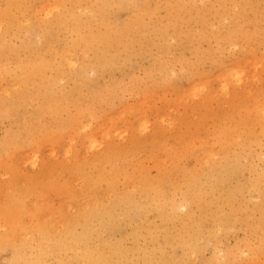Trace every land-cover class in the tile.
Here are the masks:
<instances>
[{"label": "rangeland", "instance_id": "374dc122", "mask_svg": "<svg viewBox=\"0 0 264 264\" xmlns=\"http://www.w3.org/2000/svg\"><path fill=\"white\" fill-rule=\"evenodd\" d=\"M217 1L0 0V242L37 252L42 231L84 232L74 219L98 201L109 240L155 262L264 264V0ZM164 196L199 223L185 246L169 205L158 217Z\"/></svg>", "mask_w": 264, "mask_h": 264}, {"label": "bare ground", "instance_id": "6f19581e", "mask_svg": "<svg viewBox=\"0 0 264 264\" xmlns=\"http://www.w3.org/2000/svg\"><path fill=\"white\" fill-rule=\"evenodd\" d=\"M182 1V0H181ZM218 1H221V0H218ZM217 1V3H219ZM230 1H232V5L233 6H235L234 4L236 3L235 2V0H230ZM237 2H241V0H236ZM9 2V1H8ZM11 2V1H10ZM17 2H18V0H17ZM26 2V1H25ZM193 2V1H192ZM19 3V2H18ZM24 3V2H23ZM23 3H21V4H23ZM178 3V2H177ZM29 4V3H28ZM180 4V3H179ZM184 4V3H183ZM182 4V5H183ZM220 4H221V2H220ZM251 4H253L254 5V3H251ZM260 4V2L258 3V5ZM162 5V4H161ZM212 5V4H211ZM227 5V4H226ZM229 5V7H230V4H228ZM231 5V6H232ZM245 5V4H244ZM12 6V5H11ZM21 6H23V5H21ZM25 6V5H24ZM26 6H28V5H26ZM179 6H181V5H179ZM212 6H214L215 7V5L213 4ZM211 6V7H212ZM236 6H237V9H238V5L236 4ZM242 6V5H241ZM29 7V6H28ZM187 7V6H186ZM222 7H224V6H222ZM242 7H244V6H242ZM217 8V7H216ZM216 8H215V13H217L216 12ZM226 8V7H225ZM225 8H222V9H225ZM246 8V7H245ZM54 9V8H53ZM205 9V8H204ZM218 9V8H217ZM221 9V8H220ZM244 9V8H243ZM49 10V9H48ZM51 10V9H50ZM59 10V9H58ZM77 10V9H76ZM198 10V9H197ZM201 10L203 11V8H201ZM206 10V9H205ZM227 10V9H226ZM230 10H232L231 9V7H230ZM229 10V11H230ZM235 10V9H234ZM233 10V11H234ZM47 11V10H46ZM54 11V10H53ZM74 11H75V9H74ZM187 11V10H186ZM207 11V10H206ZM209 11H212V9L210 10L209 9ZM208 11V12H209ZM220 11V10H219ZM239 11V10H238ZM246 11V10H245ZM24 12H25V10H24ZM44 12V11H43ZM48 12V11H47ZM76 12V11H75ZM171 12V11H170ZM179 12V11H178ZM196 12H201L200 11V9H199V11H196ZM204 12V11H203ZM203 12H201V13H203ZM221 12V11H220ZM46 13V12H45ZM50 13V12H49ZM77 13V12H76ZM234 13H236V12H234ZM192 14V13H191ZM194 14V13H193ZM198 14H200V13H198ZM221 14H223L222 12H221ZM203 15H205V14H203ZM214 16H218V15H215V14H213ZM226 15V14H225ZM233 15V14H232ZM231 15V16H232ZM250 15V14H249ZM88 16V15H87ZM198 16V15H197ZM222 16V15H221ZM236 16V15H235ZM238 16V15H237ZM138 17V16H137ZM199 17H201V16H199ZM203 17H205V16H203ZM100 18V17H99ZM217 18V17H216ZM224 17H222V19H223ZM197 19H199V18H197ZM203 19V18H202ZM64 20V19H63ZM182 20V19H181ZM208 20V19H207ZM211 20V19H210ZM5 21V20H4ZM51 21H52V19H51ZM130 22L131 21H133V20H129ZM220 21H221V19H220ZM219 21V22H220ZM52 22H54V21H52ZM204 22V21H203ZM226 22V21H225ZM234 22H235V20H234ZM202 23V22H201ZM200 23V24H201ZM230 23V22H229ZM134 24V23H133ZM200 26V25H199ZM24 27V26H23ZM31 27V26H30ZM228 27H230V26H228ZM14 28V27H13ZM27 28V27H26ZM24 29V28H23ZM28 29V28H27ZM50 29V28H49ZM202 29V28H201ZM37 30L39 31V29L37 28ZM83 30H85V29H83ZM228 30V29H227ZM1 31V30H0ZM21 31V30H20ZM81 31V30H80ZM93 31V30H92ZM216 31V30H215ZM230 31V30H229ZM235 31H237V30H235ZM22 32H23V30H22ZM225 32H227L226 30H225ZM29 33V32H28ZM81 33V32H80ZM234 33V32H233ZM34 34H36V33H34ZM37 34H39V33H37ZM46 34V33H45ZM49 34V33H48ZM90 34V33H89ZM95 34V33H94ZM213 34H214V32H213ZM230 34H231V32H230ZM247 34V33H246ZM26 35H27V33H26ZM97 35V34H96ZM190 35V34H189ZM28 36V35H27ZM45 36V35H44ZM98 36V35H97ZM232 36V35H231ZM34 37V36H33ZM47 37V36H46ZM232 37H234V36H232ZM232 37L230 38V40L228 41V42H230L231 41V39H232ZM105 38V37H104ZM107 38V37H106ZM206 38V37H205ZM35 39V38H34ZM223 40V39H222ZM83 41V40H82ZM226 41V40H225ZM226 41V42H227ZM61 42V41H60ZM143 42V41H142ZM77 43V42H76ZM75 43V44H76ZM77 44H79V42L77 43ZM22 45V44H21ZM143 45V44H142ZM230 45V44H229ZM80 46H81V42H80ZM85 46H83L82 48H84ZM90 47V46H89ZM88 47V48H89ZM222 47V46H221ZM79 48V47H78ZM223 48V47H222ZM70 49V48H69ZM226 49H228V48H226ZM78 50V49H77ZM76 50V51H77ZM81 51H82V49H80ZM84 50V49H83ZM16 52V51H15ZM84 54V51L82 52V55ZM97 54H98V52H97ZM216 54V53H215ZM81 55V56H82ZM68 56V55H67ZM84 57H85V55H83ZM2 57V56H1ZM47 57V56H46ZM66 57V56H65ZM69 57H71V56H68V58ZM76 58V57H75ZM35 59V58H34ZM40 59V58H39ZM38 59V60H39ZM67 59V58H66ZM70 59V58H69ZM36 60H37V57H36ZM48 60V59H47ZM69 61V60H68ZM84 60H82V62H83ZM86 61V60H85ZM39 62V61H38ZM90 62V61H89ZM34 63V62H33ZM253 63H254V59H253ZM41 64V63H40ZM83 64V63H82ZM14 65V64H13ZM21 65V64H20ZM24 65V64H23ZM65 65V64H64ZM19 66V65H18ZM29 66V65H28ZM52 66V65H51ZM83 66V65H82ZM104 66V65H103ZM91 67V66H90ZM19 68V67H18ZM261 70V69H260ZM29 71H30V69H29ZM38 71V70H37ZM48 71V70H47ZM27 72V71H26ZM79 72V71H78ZM236 72H237V70H236ZM65 73V72H64ZM240 72H238V75L240 76V74H239ZM251 73V72H250ZM248 73H246V75H247ZM57 75V74H56ZM226 75V74H225ZM232 75H233V77H235V78H238V77H236V76H238L236 73L234 74V72L232 73ZM243 75V74H242ZM240 76L239 78H241V77H243V76ZM250 75H252V74H250ZM48 76V75H47ZM55 76V75H54ZM60 76V75H59ZM89 76V75H88ZM224 76V75H223ZM57 77V76H56ZM231 77V75L229 76V78ZM246 77V76H245ZM245 77H243V78H245ZM27 78V77H26ZM218 78V77H217ZM226 78V80H228V77H225ZM232 78V77H231ZM23 79V78H22ZM44 80V79H43ZM81 80V79H80ZM245 80V79H244ZM28 81V80H27ZM40 81V80H39ZM229 81V80H228ZM230 81H231V79H230ZM254 82V81H253ZM236 83V82H235ZM242 84V83H241ZM251 84V83H250ZM226 85V84H225ZM3 86V85H2ZM2 86H1V88H2ZM205 86V85H204ZM27 87V86H26ZM193 87V86H192ZM227 87V86H226ZM235 87V86H234ZM238 87V86H237ZM251 87V86H250ZM61 88V87H60ZM42 89V88H41ZM54 89V88H53ZM232 89H234V88H232ZM207 90V89H206ZM228 90V89H227ZM197 91V90H196ZM231 91V90H230ZM198 92V91H197ZM234 92H236V91H234ZM206 94V93H205ZM46 95V94H45ZM44 95V96H45ZM71 96V95H70ZM81 96V95H80ZM46 98V97H45ZM203 98V97H202ZM38 99V98H37ZM44 99V98H43ZM15 100V99H14ZM35 100V99H34ZM72 101V100H71ZM46 102V101H45ZM112 102V101H111ZM74 103V102H73ZM25 107V106H24ZM254 107V106H253ZM23 108V107H22ZM262 108H264V107H262ZM258 109V108H257ZM76 110V109H75ZM27 111V110H26ZM254 116V115H253ZM45 117V116H44ZM7 118V117H6ZM20 123V122H19ZM60 124H62V123H60ZM56 125V124H55ZM135 126V125H134ZM240 127V126H239ZM144 128V127H143ZM168 128V127H167ZM261 128V127H260ZM262 129V128H261ZM244 130V129H243ZM21 133V132H20ZM49 133V132H48ZM231 134V133H230ZM234 134V133H233ZM226 136V135H225ZM218 137V136H217ZM226 138H228L229 139V135L228 136H226ZM257 138V137H256ZM218 139V138H217ZM227 139V140H228ZM191 140V139H190ZM226 140V141H227ZM204 141H207V140H204ZM212 141V140H211ZM224 142V141H223ZM219 143V142H218ZM222 143V142H221ZM225 143V142H224ZM234 144V143H233ZM223 145V144H222ZM230 147V146H229ZM228 147V148H229ZM222 148V147H221ZM224 148V147H223ZM222 148V149H223ZM237 148V147H236ZM202 151V150H201ZM234 151V150H233ZM221 151H219V153H220ZM228 153H230V150H229V152ZM232 154V153H231ZM208 155V154H207ZM211 155V154H210ZM220 155V154H219ZM230 155V154H229ZM233 155V154H232ZM239 155V154H238ZM238 155H234V156H238ZM103 156V155H102ZM217 156V155H216ZM202 157V156H201ZM206 157V156H205ZM29 158V157H28ZM199 158V157H198ZM30 159H32V158H30ZM29 159V160H30ZM209 159H210V157H209ZM209 159H208V161H209ZM214 159V158H213ZM231 159V158H230ZM229 159V160H230ZM237 159V158H236ZM28 160V161H29ZM31 161V160H30ZM107 162H109V161H107ZM207 162V161H206ZM215 162V161H214ZM232 162V161H231ZM236 162V161H235ZM91 163V162H90ZM222 163V162H221ZM92 164H94V163H92ZM200 164V163H199ZM204 164V163H203ZM210 164V163H209ZM231 164V163H230ZM237 164V163H236ZM24 165V164H23ZM223 165H225V163H223ZM88 166V165H87ZM232 166V165H231ZM234 166H237V165H234ZM113 167H114V165H113ZM227 167H228V165H227ZM239 167V166H238ZM225 169V168H224ZM229 169V168H228ZM231 169H232V167H231ZM230 169V170H231ZM88 171V170H87ZM100 171V170H99ZM207 171V170H206ZM101 172V171H100ZM100 172H98V173H100ZM211 171H209V173H210ZM228 172H230V171H228ZM20 173V172H19ZM97 173V174H98ZM188 173V172H187ZM194 172H192L191 174H193ZM207 173V172H206ZM84 174H87V172L85 173L84 172ZM96 174V175H97ZM90 175V174H89ZM95 175V176H96ZM207 175H209L208 173H207ZM82 176V175H81ZM91 176H92V174H91ZM26 177V176H25ZM97 177V176H96ZM96 177H94V179H96ZM93 178V177H92ZM196 178V177H195ZM25 179V178H24ZM104 179V178H103ZM134 180H136L135 178H134ZM140 181H142L143 182V180L142 179H140ZM163 182H164V180H162ZM141 182V183H142ZM144 182H146V181H144ZM196 182V181H195ZM208 182V181H207ZM160 183V182H159ZM198 183V182H197ZM86 184H90L89 182H87ZM138 185L140 184V183H137ZM136 184V185H137ZM137 185V186H138ZM141 186L142 185H147V184H140ZM153 185V184H152ZM160 185H162V184H160ZM261 185V184H260ZM76 186V185H75ZM86 186V185H85ZM97 186V185H96ZM165 186V185H164ZM200 186V185H199ZM238 186V185H237ZM87 187V186H86ZM155 187V186H154ZM194 187H195V185H194ZM207 188V187H206ZM211 188V187H210ZM148 189V194H147V199L149 200V201H153V200H155V198H157V197H154L155 195L157 196H161L160 195V193H159V191H158V189H152V187L151 188H147ZM160 189V191L163 189L164 190V187H162V189L161 188H159ZM174 189V188H173ZM202 189V188H201ZM224 190H225V188H223ZM110 190V189H109ZM144 190V189H143ZM176 190V189H175ZM113 191V190H112ZM188 191V190H187ZM190 191V190H189ZM188 191V192H189ZM194 191V190H193ZM198 191V190H197ZM196 191V192H197ZM200 191V190H199ZM205 191V190H204ZM111 192V191H110ZM116 192V191H115ZM145 192V191H144ZM174 192V191H173ZM177 192V191H176ZM6 194V193H5ZM4 194V195H5ZM100 194V193H99ZM120 194V193H119ZM262 194H264V193H262ZM87 195H89V194H87ZM90 195H91V193H90ZM109 195V194H108ZM191 195V194H190ZM247 195V194H246ZM166 196V195H165ZM165 196H164V198L163 197H161V198H159V200H163V199H165L164 200V202L165 203H161V206H157V204H156V206L158 207V211H156V212H158V217H159V215L161 216V217H164V215H165V210H164V208L162 207V206H166V205H169V208L171 209L170 210V216H171V218L172 217H175L176 215L178 216L177 217V219L176 220H178V224H179V226H181L180 228L182 229L181 231H177L175 234H176V236H174V237H180L179 238V240H177L178 241V243L176 242V244L177 245H182V246H185V245H183V244H186L187 243V241L189 240V238L187 239L186 237H185V234L186 235H192V234H197V232H198V230L200 229V226H198V222H194V223H192L191 222V225H192V227H191V225H189L190 224V221L189 220H187V219H185L184 217H185V215L184 216H179V214L177 213H175L176 212V207L175 206H179L180 204H178V203H176V200L175 199H172L171 197H170V199L168 198V197H166V198H168L167 200H166V198H165ZM168 196V195H167ZM192 196V195H191ZM202 196H204V194H202ZM207 196V195H206ZM17 197H18V195H17ZM114 197V196H113ZM8 199V198H7ZM87 199H88V196H87ZM92 199H94V197L92 196ZM101 199V198H100ZM108 199V198H107ZM194 199V198H193ZM85 200V199H84ZM90 200H91V198H90ZM86 201V202H88V204L87 205H89L90 203L89 202H91V201ZM102 200H105V199H103L102 198ZM146 200V199H145ZM93 201V200H92ZM148 201V202H149ZM157 201V200H156ZM105 202V201H104ZM106 202H107V200H106ZM168 202V203H167ZM187 202H188V200H187ZM220 202H221V204L223 205V204H227V203H230L231 204V202H232V194L231 193H228V194H224L223 196H221V199H220ZM249 202V201H248ZM85 203V202H84ZM131 203V202H130ZM133 203V202H132ZM206 203V202H205ZM204 203V204H205ZM24 204V203H23ZM67 204V203H66ZM114 204H116V203H114ZM153 204V203H152ZM166 204V205H165ZM181 204L182 205H184V206H186L185 204H184V202H181ZM189 204V203H188ZM203 204V205H204ZM209 204V203H208ZM191 205H193V204H191ZM198 205H202V203H201V201H200V203L198 204ZM228 205V204H227ZM69 206V205H68ZM90 206V205H89ZM110 206H111V204L110 203H107V204H102V203H100V202H98V201H94L93 202V208L91 207L88 211H86L85 210V208L87 207V206H85L84 205V210L85 211H83L82 213H80V214H78L77 216H76V218L74 219V223H77V222H79V223H81V224H83L85 227H83V229L82 230H85L84 232H82V233H80V234H78V233H75V231H73V230H76V228L75 229H72L71 228V225H70V228L66 231V233H64V235L63 236H59L58 234H55V235H52V234H50L49 232L47 233L46 231H42L41 233H39V236H40V241H41V244L42 245H44V246H42L39 250H37V252H36V250L33 248V245L30 243V242H28V241H23L22 239H17V238H15V237H13L12 235H10V236H8V237H6V238H4L1 242H0V257L4 254V253H6L7 251L8 252H10L11 253V256H10V253H9V257H8V259L6 258L5 260H3V258L1 259L0 258V264H127L128 262H130V258H132L131 257V254H132V256H134V255H136L137 256V258H139L138 260H139V262L138 263H135V264H170V262H173L174 260L172 259V257H165V259H164V261H163V263H160V261L159 262H155L154 261V258H153V255H154V251H151V250H147V249H144V248H140V247H137V246H133V247H130V248H127V247H125V245H124V243L121 241V240H119L118 242H116L115 244H113L110 240H109V237L107 236V233H109V229L111 228L110 227V225H113V226H115V225H117V223H115V225H114V217L115 216H111L110 217V215H109V217H105V218H107L106 220H107V224L109 223L108 221H110V225H107L106 223H105V221L103 220V216H102V214H100V212H99V210H98V208H103V209H105L104 211L105 212H107L108 213V210H109V208H110ZM133 206V205H132ZM137 206V205H136ZM152 206V205H151ZM229 206V205H228ZM7 208H8V206H6ZM114 207V206H113ZM117 207H120L119 205H117ZM156 207V208H157ZM189 207V206H188ZM199 207V206H198ZM204 207V206H203ZM223 207H224V205H223ZM143 208V207H142ZM148 208V206H146V209ZM154 208V207H153ZM152 208V209H153ZM179 208V207H178ZM185 208V207H184ZM196 208H197V206H196ZM149 209H151L150 207H149ZM166 209V208H165ZM190 209V208H189ZM188 209V210H189ZM217 210H216V212H213V213H215V215H214V217H215V222H217L218 223V226L220 227V225H222L221 224V219L219 220L218 218H217V214L220 212V210H221V207H219V208H216ZM220 209V210H219ZM112 210H114V209H112ZM117 210H119V209H117ZM122 210V209H121ZM124 210V209H123ZM157 210V209H156ZM167 210V209H166ZM181 210V209H180ZM191 210H194V209H191ZM214 210V209H213ZM33 211V210H32ZM77 211H79V210H77ZM143 211V210H142ZM175 211V212H174ZM246 211V210H245ZM115 212H117V211H115ZM169 212V211H168ZM226 212V211H225ZM234 212V211H233ZM77 213V212H76ZM114 213V212H113ZM119 213V212H118ZM138 213V212H137ZM186 213H188V211L186 212ZM201 213H203V212H201ZM22 214V213H21ZM143 214V213H142ZM168 215H169V213H167ZM174 214H176L175 216H174ZM36 215V214H35ZM124 215H126V213L125 214H123V216ZM173 215V216H172ZM187 215V214H186ZM198 215V214H197ZM213 215V214H212ZM50 216V215H49ZM70 216V215H69ZM167 216V215H166ZM170 216H168L169 218H170ZM188 218H190V217H192L191 216V213L189 212L188 213ZM16 218V217H15ZM128 218V217H127ZM166 218V217H165ZM221 218V217H220ZM45 219V218H44ZM64 219H66V218H64ZM117 219V218H116ZM135 219V218H134ZM175 219V218H174ZM174 219H173V222H174ZM195 219V218H194ZM200 218H199V216H198V220H199ZM217 219L219 220V221H217ZM5 220H7V218L5 219ZM4 220V221H5ZM17 220V219H16ZM164 220H166V219H164ZM186 220V221H185ZM193 220V219H192ZM116 221V220H115ZM167 221H169V220H167ZM172 221V220H171ZM16 222H18V220L16 221ZM40 223V222H39ZM51 223V222H50ZM165 223H167V222H165ZM52 224V223H51ZM150 224V223H149ZM176 224V223H175ZM48 225V224H47ZM189 225V226H188ZM56 226H57V224H56ZM55 226V227H56ZM60 226V225H59ZM173 226V225H172ZM233 226V225H232ZM116 227V226H115ZM175 227V226H174ZM191 227V228H190ZM195 227H196V229H195ZM227 227V226H226ZM50 228V227H49ZM85 228V229H84ZM112 228H114V227H112ZM176 228H178V227H176ZM179 228V229H180ZM12 229V228H11ZM169 229V228H168ZM188 229V230H187ZM219 229V228H218ZM50 230V229H49ZM56 230H57V227H56ZM191 230V231H190ZM54 231V230H53ZM166 231V230H165ZM167 231H169V230H167ZM192 231H194L193 233H191ZM39 232V231H38ZM140 231H138V230H135V231H133L131 234H133L135 237H137V235H138V233H139ZM149 233V232H148ZM214 233V232H213ZM28 234V233H27ZM111 234V233H110ZM198 234H199V232H198ZM35 235V234H34ZM132 235V236H133ZM150 235V234H149ZM149 235L147 236V238L149 237ZM204 236V235H203ZM216 236V235H215ZM22 237V236H21ZM25 237V236H24ZM91 237H93L94 239H95V243H93V245H89V238H91ZM189 237H191V236H189ZM2 238V237H1ZM0 238V239H1ZM113 237H111V239H112ZM134 238V237H133ZM138 238V237H137ZM165 238V241L167 242V243H169L170 245H173V243H170L169 241H168V239H167V235L164 237ZM192 238V237H191ZM197 240V239H196ZM35 241H36V239H35ZM112 241H115L114 239L112 240ZM174 242V243H175ZM199 242V241H198ZM33 243V242H32ZM159 243V242H158ZM190 243V242H189ZM39 244V243H38ZM140 245V244H139ZM156 245V244H155ZM154 245V246H155ZM165 245V244H164ZM141 246V245H140ZM197 244L196 243H194V242H192V239H191V243H190V245L188 244V246H186L187 247V251L188 252H195V250L197 249ZM37 247H39L38 245H37ZM148 248V247H147ZM107 249V250H106ZM183 249V248H182ZM184 250H185V248H184ZM68 254V256H63L64 254ZM160 254V253H159ZM192 254V253H191ZM236 254V253H235ZM234 254V255H235ZM164 255V254H163ZM167 256V255H166ZM226 256V255H225ZM230 256V255H229ZM228 255H227V258H226V260H227V262H228V259L230 258ZM238 256V255H237ZM11 257V258H10ZM185 257V256H184ZM218 257V256H217ZM235 257V256H234ZM257 257V256H256ZM10 258V259H9ZM48 258H52L51 259V261H49L48 260ZM174 258V257H173ZM223 258V257H222ZM156 259V258H155ZM185 259V258H184ZM189 259V258H188ZM219 259V258H218ZM134 260V259H133ZM181 261V260H180ZM213 261V260H212ZM222 261V260H221ZM220 261V262H221ZM234 261V260H233ZM215 262V261H214ZM219 263V262H218ZM237 263H238V261H237ZM181 264V263H180Z\"/></svg>", "mask_w": 264, "mask_h": 264}]
</instances>
